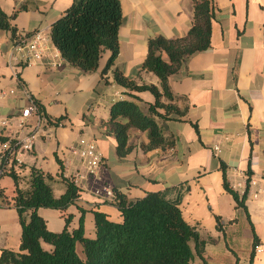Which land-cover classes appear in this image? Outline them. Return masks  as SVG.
<instances>
[{
	"label": "crops",
	"instance_id": "1",
	"mask_svg": "<svg viewBox=\"0 0 264 264\" xmlns=\"http://www.w3.org/2000/svg\"><path fill=\"white\" fill-rule=\"evenodd\" d=\"M73 1L0 0V11L27 43L36 33L44 39L38 59L27 44L16 50L12 33L0 29V143L35 136L33 151L13 165L19 187L29 189L32 168L57 180L56 197L65 192L61 177L74 180L81 196L67 211L73 216L69 230L79 228L83 209L89 238L95 236V211L122 222L117 194L135 202L149 193H166L170 200L180 199L185 221L205 244L198 255L192 243V264H264V0H212L211 48L188 58L169 79L182 98L178 106L187 109L184 120L161 122L175 147L146 151L148 133L133 129L132 151L122 158L107 124L114 103L129 97L115 83L113 70L140 84L159 85L158 77L143 68L149 41L185 37L193 26V1L121 0L120 54L104 78L110 52L98 71L86 73L66 62L51 40L52 25ZM132 94L147 114L154 96ZM35 102L46 117L23 118ZM89 143L103 157L94 174L75 152ZM16 187L10 175L0 179V258L2 250L21 247L19 213L5 202ZM39 215L51 232L64 230L60 211L42 208Z\"/></svg>",
	"mask_w": 264,
	"mask_h": 264
},
{
	"label": "trees",
	"instance_id": "2",
	"mask_svg": "<svg viewBox=\"0 0 264 264\" xmlns=\"http://www.w3.org/2000/svg\"><path fill=\"white\" fill-rule=\"evenodd\" d=\"M192 1L193 26L185 37L159 36L149 41L143 68L158 77L159 85L140 84L118 69L113 70L120 54V29L124 20L121 0H74L52 25L54 46L66 62L83 72L98 71L105 53L110 52L102 77L113 70L115 83L125 89L129 97L114 103L107 124L109 134L117 141V154L121 158L132 151L129 134L133 129L148 133L150 144L144 146L146 151L175 147V139L165 135L161 122L184 120L187 109L178 106L182 98L173 93L169 79L182 69L188 58L211 48L216 10L212 0ZM10 20L0 11V29L12 33L14 46L24 44L27 38L21 37ZM143 92H150L155 98L147 114L139 105L142 100L132 94ZM35 104L39 114L45 116L40 105ZM7 174L17 187L10 199L5 197V202L19 213L22 240L19 251L2 250L0 264H192V243L198 255L204 251L205 244L196 228L183 217L180 199L170 200L166 193H149L135 202L117 194L122 222L111 221L105 213L95 211V236L89 238L83 209L79 228L69 230L73 216L67 211L78 204L81 196V189L74 180L61 177L65 192L56 197L57 180L39 169L32 168L28 190L19 187L13 165ZM226 188L239 201L238 194L228 185ZM42 208L63 214L66 224L62 232L48 229L39 215ZM218 224L221 228L220 219ZM44 244L51 249H46Z\"/></svg>",
	"mask_w": 264,
	"mask_h": 264
},
{
	"label": "built area",
	"instance_id": "3",
	"mask_svg": "<svg viewBox=\"0 0 264 264\" xmlns=\"http://www.w3.org/2000/svg\"><path fill=\"white\" fill-rule=\"evenodd\" d=\"M43 40L42 34L36 33L29 43L24 42V44L14 46V48L16 50H21L23 46L27 44L29 52L34 54L36 58L40 59L43 54ZM33 113H39L35 103L31 108L24 110L22 115L23 118H28ZM7 123V120L3 122L4 125H7ZM34 146L35 136L27 138L22 143H12L10 141L0 143V179L7 175V172L12 165L21 162L20 157L23 153L33 151ZM75 152L88 160L90 174H94L103 162L102 155L97 151V148L93 143H89L85 145L84 148L75 150ZM255 184L256 182L252 181V185ZM107 195L114 196L111 191H107ZM254 197L256 198V195Z\"/></svg>",
	"mask_w": 264,
	"mask_h": 264
}]
</instances>
